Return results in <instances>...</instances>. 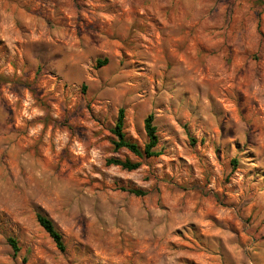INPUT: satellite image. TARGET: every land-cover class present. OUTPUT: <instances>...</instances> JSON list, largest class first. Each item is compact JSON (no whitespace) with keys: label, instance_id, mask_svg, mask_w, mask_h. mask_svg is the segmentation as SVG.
<instances>
[{"label":"rangeland","instance_id":"rangeland-1","mask_svg":"<svg viewBox=\"0 0 264 264\" xmlns=\"http://www.w3.org/2000/svg\"><path fill=\"white\" fill-rule=\"evenodd\" d=\"M0 264H264V0H0Z\"/></svg>","mask_w":264,"mask_h":264},{"label":"trees","instance_id":"trees-1","mask_svg":"<svg viewBox=\"0 0 264 264\" xmlns=\"http://www.w3.org/2000/svg\"><path fill=\"white\" fill-rule=\"evenodd\" d=\"M102 64V62H99ZM125 113L124 110H120L118 121L116 123V127L114 129V135L117 138V141L113 142L116 151L126 150L129 153L144 158H152L160 155L159 152L156 151L158 145V136H157V128L154 125V115L150 114L145 119V132L148 139V142L145 144L144 148L141 149L140 146L130 140H128L124 134V124H125ZM109 165L119 166L127 171H135L140 167V163L132 162L130 159L120 160L118 158H111L108 160ZM132 193L136 195H142L141 191L132 190ZM37 222L39 225L45 230V232L51 237V239L56 244L57 248L60 251L65 250V246L63 243V239L59 231L56 229L52 220H50L46 215L41 212L37 213ZM11 246L15 253L19 251L16 242L10 239Z\"/></svg>","mask_w":264,"mask_h":264}]
</instances>
